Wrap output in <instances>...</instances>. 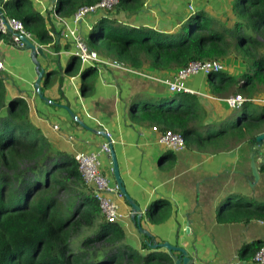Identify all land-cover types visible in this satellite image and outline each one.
<instances>
[{"label": "crops", "instance_id": "obj_1", "mask_svg": "<svg viewBox=\"0 0 264 264\" xmlns=\"http://www.w3.org/2000/svg\"><path fill=\"white\" fill-rule=\"evenodd\" d=\"M30 1L34 9L48 19V28L54 26L60 30L66 22L67 26L77 28L86 41L91 29L106 15L94 13L79 23L71 16L63 22L55 13L57 2L51 11L50 0ZM234 2L144 0L138 10H114L108 15L118 23L133 27L180 34L186 22L200 12L231 28L236 21ZM186 28L188 32L189 27ZM56 37L57 34L55 41ZM36 41L45 48L47 55H39L38 59L45 69L41 88L50 101H45L35 89L38 70L31 50L15 46L8 35L0 37V55L5 61L0 81L4 85L6 103L16 97L24 98L32 121L43 129L56 147L72 154L97 151L107 139L81 126L65 105L89 127H106L113 139L127 190L142 207V226L150 233L143 235L152 236L154 243L169 241L185 247L195 258L194 264H252V250L243 255L241 252L246 244H264V223L256 218L221 222L218 216L223 209H230L229 217H233L236 210L244 212L264 203V140L259 145L251 139L250 132L243 133L249 115L259 113L263 103L232 108L226 98L236 95L235 90L216 96L210 86H206L208 76L198 74L204 79L199 88L190 85L189 81L195 82V77H190L187 85L196 91L190 94L198 98L202 108L201 118L191 126L204 136L228 132L216 143L211 142L203 148L187 144L182 150H171L158 142L159 132L153 130L151 121L135 118L133 114L146 105H184V94L189 93H178L180 96L171 93L161 81L172 73L106 64L98 70L97 76L88 79L93 90L83 94L81 73L66 75L64 72L73 56L71 41L61 37L59 49L53 47L54 44ZM55 67L61 70V79L51 84ZM86 67L82 65V69ZM50 72L53 73L49 75ZM227 73L239 77L232 71ZM260 96L264 97V93ZM263 131L257 130L256 134ZM101 159L103 170L116 183L111 158L102 153ZM253 164L258 167V179ZM158 199L168 202L163 208L167 216L162 222L153 223L147 211ZM118 203L123 214L118 222L124 227L129 242L141 247L143 235L132 219V207L125 198L118 199ZM248 254L250 258L247 259L244 256Z\"/></svg>", "mask_w": 264, "mask_h": 264}, {"label": "trees", "instance_id": "obj_2", "mask_svg": "<svg viewBox=\"0 0 264 264\" xmlns=\"http://www.w3.org/2000/svg\"><path fill=\"white\" fill-rule=\"evenodd\" d=\"M98 1L58 0L55 12L68 18L82 6ZM143 2L120 0L115 10H138ZM0 4L9 17L22 20L41 43L55 44L50 31H60L47 27L48 19L34 9L30 0H0ZM233 11L236 21L231 28L200 12L184 25L189 27L188 32L180 34L118 23L109 12L91 29L87 41L91 48L101 42L107 60L134 69L172 74L192 61L219 59L225 63L238 53L245 64L243 73L238 78L226 71L211 73V92L220 96L235 90L246 98H258L264 91V0H235ZM59 47L56 45V49ZM98 70L91 66L82 70L79 58L72 56L64 72L81 73V91L87 94L93 90L88 79L97 76ZM182 93H189L184 94V105H146L133 116L151 121L159 130L181 133L186 144L198 148L216 143L228 131L206 136L198 133L191 123L201 118V105L191 92ZM4 95L0 81V264H175L163 247H152V236L143 235L141 247L130 243L124 227L102 214L75 154L56 147L32 121L24 98L16 97L6 103ZM253 104L246 101L243 106ZM260 129L264 130V103L259 113L249 115L243 133L250 132L251 139L257 141L256 132ZM65 195L70 198L65 199ZM167 204L164 199L152 202L147 211L149 220L162 222L167 216L163 211ZM223 210L218 216L221 222L252 218L264 222V203L244 212L236 210L233 217H229L230 209ZM84 227L96 230L74 250L71 240ZM260 247L258 243L246 244L241 253L252 250V264H257L254 257ZM249 254L244 257L250 258Z\"/></svg>", "mask_w": 264, "mask_h": 264}, {"label": "built area", "instance_id": "obj_3", "mask_svg": "<svg viewBox=\"0 0 264 264\" xmlns=\"http://www.w3.org/2000/svg\"><path fill=\"white\" fill-rule=\"evenodd\" d=\"M119 3L120 0H100L94 4L84 5L79 8L78 11L72 16L73 21L75 23H79L94 13L103 12L106 14L112 12L116 9ZM191 9L193 10L194 7L191 6ZM60 18L64 20L63 22L66 21L64 18ZM10 28L13 30L12 32L10 31ZM59 31L61 37L71 41L72 48L70 52L73 56L79 58L82 65L98 67V69L102 68V66H105L106 64L116 67L120 66L118 62H113L110 60L107 61L99 54L97 50L92 49L77 28H71L67 26V23L65 22V26ZM50 33L52 36H55L53 31H50ZM0 35L2 37L9 35L10 42L17 47H24L25 43L22 40L23 36L34 41L35 43L37 42L36 37L26 28L24 22L15 17H9L2 4H0ZM224 64L225 63L219 59L208 61H192L187 67L179 69L178 72L174 74L163 77L161 81L168 86V89L171 93H194L196 91L187 85V80L190 77L196 76L198 74H204L208 76L211 73L221 72L224 70ZM4 69L5 61L0 55V73ZM246 101L264 103V99L246 98L240 93L226 98V102L232 108L241 107ZM153 130L159 132L158 142L166 148L171 150H182L186 148L187 144L181 133L175 132L173 130H159V128L156 126L153 127ZM110 152V146L108 142H105L97 151L76 152L75 159L78 162L79 170L84 181L87 185L92 187L94 191V195L99 202L102 214L108 221L118 222L123 216L120 211L118 199L124 198V196L119 190L117 184L112 181L111 176L105 173L103 170V162L101 159L102 153L110 154ZM254 260L257 264H264V244H262L256 252Z\"/></svg>", "mask_w": 264, "mask_h": 264}, {"label": "water", "instance_id": "obj_4", "mask_svg": "<svg viewBox=\"0 0 264 264\" xmlns=\"http://www.w3.org/2000/svg\"><path fill=\"white\" fill-rule=\"evenodd\" d=\"M55 4H56V0H50V7L49 8L51 11L54 10ZM10 31L12 32L13 30L10 28ZM60 39H61V35L57 34L56 42L53 45V47H56V45L60 43ZM22 40L25 43L23 48L27 49V50H31L33 61L35 62L36 66H37L38 78L36 79V82H35V89L38 91L39 95L45 101H50V99L47 96H45L41 90V87H42L41 82H42V78H43L44 73H45V69L41 67L40 60L38 59L39 55H42L44 57L47 56L46 52H45V48L43 46L37 45L34 41L28 39L25 36L22 37ZM118 64L120 66H122L121 63H118ZM65 108L68 110L71 117L75 121H77L81 126L87 128L88 130H91L92 132H97V133L103 135L104 137H106L107 142L110 146L111 152L108 155L112 160V166H113L112 171H113L115 182H116L119 190L123 194L124 198L126 199L127 203L132 207V210H133L132 219L138 225L139 231L141 232L142 235L145 233L147 235H150V233L146 229H144L142 226L141 219L143 217V210H142L141 205L131 196V194L127 190L125 181H124L122 174H121L119 161H118L117 154H116L114 144H113V139L110 136L106 127H100L99 129L89 127L84 121H82L78 117V115L69 106L65 105ZM256 140L259 143V145H262V142L264 140V132L259 133L256 137ZM253 171H254V175H255L256 179H258L259 178L258 167L254 164H253ZM151 245L154 248H158V247L166 248V250L169 252V254L174 258L175 264H194L195 258L190 254L188 249H186L185 247H183L181 245H175L169 241H164L163 243H151Z\"/></svg>", "mask_w": 264, "mask_h": 264}, {"label": "rangeland", "instance_id": "obj_5", "mask_svg": "<svg viewBox=\"0 0 264 264\" xmlns=\"http://www.w3.org/2000/svg\"><path fill=\"white\" fill-rule=\"evenodd\" d=\"M186 29H187L186 26H184L180 33H184V32L187 33ZM93 48H96V50L101 53V56L103 55V47H102L101 42H98L96 45L94 44ZM102 57H104V55ZM239 58H240L239 54L235 53L232 56H230V58L226 59L223 71H226V72H228V71L231 72L232 71V73H235V74L240 76L243 73L244 69H245V64H243ZM55 69L56 70H53L54 71V77L51 78V81H50L51 84H55L58 80L61 79V74H62L61 70H59L58 67H55ZM199 75H202V74H199ZM199 75L194 76L195 77V82H193V84L189 81L191 86H194L196 88L200 87V85L204 81V79H201ZM236 78H238V77H236ZM210 84H211V82L208 79L207 80V84H206L207 88H209ZM203 88L204 87L201 86V89H203ZM210 88H211V86H210ZM204 90H206V89H204ZM260 93H264V91H262ZM258 98L259 99H264V97H261V96H259ZM254 103L261 104V102H254ZM254 106L255 105H253V107ZM79 189H82L80 191H83L84 188L81 187ZM69 198L70 197L68 195H65V199L68 200ZM95 230H96V228H87V227L82 228L81 233L78 236L73 237L72 240H71V244H72V247L74 248V250L79 249L83 239H85L86 237H88L90 235H93Z\"/></svg>", "mask_w": 264, "mask_h": 264}]
</instances>
